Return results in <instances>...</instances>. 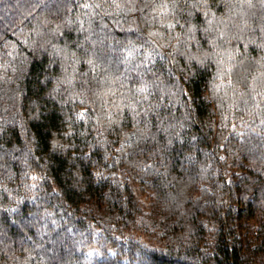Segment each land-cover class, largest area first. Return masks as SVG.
<instances>
[{
	"label": "trees",
	"instance_id": "trees-1",
	"mask_svg": "<svg viewBox=\"0 0 264 264\" xmlns=\"http://www.w3.org/2000/svg\"><path fill=\"white\" fill-rule=\"evenodd\" d=\"M0 264H264V0H0Z\"/></svg>",
	"mask_w": 264,
	"mask_h": 264
}]
</instances>
